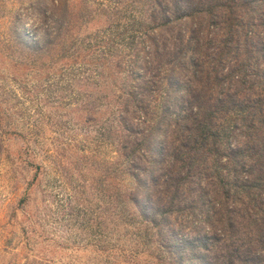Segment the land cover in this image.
<instances>
[{"label":"rangeland","instance_id":"rangeland-1","mask_svg":"<svg viewBox=\"0 0 264 264\" xmlns=\"http://www.w3.org/2000/svg\"><path fill=\"white\" fill-rule=\"evenodd\" d=\"M163 4L0 0V264L201 263L145 205L188 20L165 25Z\"/></svg>","mask_w":264,"mask_h":264},{"label":"trees","instance_id":"trees-1","mask_svg":"<svg viewBox=\"0 0 264 264\" xmlns=\"http://www.w3.org/2000/svg\"><path fill=\"white\" fill-rule=\"evenodd\" d=\"M163 3L165 25L188 20L154 123L166 148L145 183L148 218L182 260L189 249L200 264H264V0ZM184 228L196 233L176 238Z\"/></svg>","mask_w":264,"mask_h":264}]
</instances>
